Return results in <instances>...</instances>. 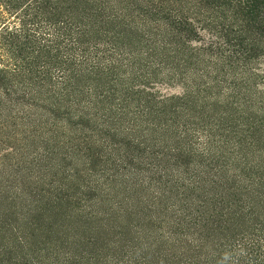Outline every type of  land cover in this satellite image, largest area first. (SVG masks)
<instances>
[{
  "label": "trees",
  "instance_id": "1",
  "mask_svg": "<svg viewBox=\"0 0 264 264\" xmlns=\"http://www.w3.org/2000/svg\"><path fill=\"white\" fill-rule=\"evenodd\" d=\"M205 3L243 14L208 30L218 20L196 11ZM263 21L264 0H0V126L7 116L25 127L33 117L55 127L66 118L95 121L92 111L117 105L102 119L105 134L115 121L164 132L166 142L135 137L149 154H167L149 162L156 169L138 167L166 187L160 232L146 233L150 241L119 236L77 264H264L256 218L264 220L263 156L254 150L264 142V89L260 69L247 64L258 60L253 39H264L252 24ZM252 31L258 37L248 42ZM172 83L181 94L158 87ZM193 156L213 165L209 174L193 178L164 161ZM143 180L152 186L150 175ZM246 222L252 232L241 228Z\"/></svg>",
  "mask_w": 264,
  "mask_h": 264
},
{
  "label": "rangeland",
  "instance_id": "2",
  "mask_svg": "<svg viewBox=\"0 0 264 264\" xmlns=\"http://www.w3.org/2000/svg\"><path fill=\"white\" fill-rule=\"evenodd\" d=\"M227 5L218 7L214 3L209 8V3H205L196 11L207 15L214 12L218 22L208 29L214 31L216 27L221 29L233 24L243 14L236 12L231 16ZM205 23L202 21L200 26L204 27ZM252 25L264 30V21ZM203 34L206 38L209 36L208 31ZM245 37L249 42L258 35L252 31ZM253 40L258 60L247 64L260 69L258 82L259 89L263 90L264 39ZM234 67L232 74L237 78L236 69L244 67ZM172 84L158 87L166 94H181L182 88ZM116 106L111 110L103 106L99 112L92 111L97 113L91 115L96 117L95 121L66 118L56 121V127L36 117L26 127L19 125L13 116L2 120L6 127L0 126V264H64L66 261L77 264L86 252H108V248L120 243L119 236L125 239L137 236L150 241L152 238L146 233L160 232V222L167 214L165 206L170 202L161 195L166 187L159 182L160 174L138 171V167L156 169L149 162L158 165L161 155L165 158L167 154H149L135 137L166 142L162 137L164 132H144L145 127H152L150 124L133 129L128 121L119 124L115 121L109 135L105 134L107 125H103L102 119L111 116ZM187 112L191 122H198L192 111ZM254 150L263 156L257 160L264 172V142L257 143ZM153 155L157 157L150 158ZM164 161L169 167L179 165L193 178L209 174L213 166L195 156L182 165ZM146 175L152 177L150 188L143 180ZM171 200L178 203L175 197ZM169 216L173 214L169 212ZM256 218L264 223L261 213ZM248 225L246 222L241 228L252 232Z\"/></svg>",
  "mask_w": 264,
  "mask_h": 264
}]
</instances>
